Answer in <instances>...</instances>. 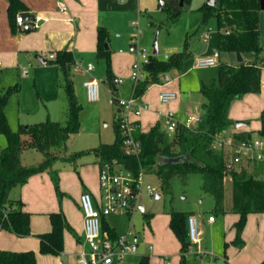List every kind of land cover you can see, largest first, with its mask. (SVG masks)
<instances>
[{"label": "rangeland", "instance_id": "obj_1", "mask_svg": "<svg viewBox=\"0 0 264 264\" xmlns=\"http://www.w3.org/2000/svg\"><path fill=\"white\" fill-rule=\"evenodd\" d=\"M208 0H190L184 4L185 10L177 21L171 23L168 13L161 9L160 0H118L120 11L125 13L129 20V28L123 32V37L116 39L115 31L109 32L111 69L125 79V84L119 86V97L128 99L133 91V79L127 75L132 63L138 59L137 51L145 49L148 54L156 55L159 60L172 62L183 50L190 53L179 66H173L166 72L175 79L169 82L152 83L148 90L141 96L150 106H160L158 97L164 84L180 88L178 99L186 96L190 102V114H200L203 118L205 110L204 97L200 93V81L211 80L218 75V67H196L197 57L205 50H218V28L212 17L207 23L203 22L201 7ZM104 10H102L103 12ZM111 13V12H110ZM115 13V12H114ZM136 20L141 28V33L133 38L135 29L131 20ZM261 40L264 43V10L260 21ZM210 32V37H204L205 32ZM122 39V40H121ZM157 40L158 53L154 54ZM135 44L136 50H131L130 45ZM122 49V52H120ZM168 55L169 58H165ZM264 55V53H263ZM222 60L237 62L234 52H220ZM86 63L95 64L94 76L99 81L107 77L108 65L106 59L98 56L87 58ZM59 67V66H58ZM36 68H43L41 63L33 57L32 62L27 61L21 67H2V87L19 84L18 94H13L6 106V118L13 130L20 126L28 127L40 123L48 118L65 121L68 112V99L63 87L58 83L57 90L51 84L52 74L49 70L40 71L38 81L35 82ZM30 72V76L22 75V71ZM60 78V69L58 68ZM58 78V80H59ZM176 90V89H171ZM260 93V92H259ZM79 101L82 105L80 111V132L69 141L68 151L63 156H69L79 151H86L98 146L100 143H112L115 140V113L117 107L109 102V93L102 87L99 102L87 101L83 90L77 88ZM258 94V93H248ZM246 94V95H248ZM245 95V96H246ZM235 100L230 112L233 120L231 131L238 127L235 122L242 120L248 122V127L254 131L260 129L261 107L248 97ZM185 97V98H186ZM177 99V100H178ZM176 100V101H177ZM175 101V102H176ZM264 101V100H263ZM174 102V103H175ZM167 109L168 107H162ZM247 115V118H240ZM244 117V116H243ZM7 145L6 136L0 131V148ZM23 162L26 164H39L44 155L42 152L30 148L23 153ZM55 168L60 171L61 197L55 189L52 179L41 173L32 175L23 186L15 187L11 193L12 198L21 197L25 208L32 211V224L43 227L49 224L48 211L62 209L64 212H73L77 209L80 194L84 190L99 193V165L93 154H85L73 163L58 160ZM245 168L248 172L252 169ZM145 180L150 183L155 195H149L142 190L132 209L124 213L111 214L109 225L114 228L118 236L128 234V240L133 246L130 255L125 258L126 264H137L140 255H149L153 264H179L180 242L169 226L171 211L194 213L200 217L202 229L201 241L187 253V264H260L264 259V213H250L240 238L236 223L239 214L230 211L232 203V188L229 178L226 180L225 207L227 212L217 213L215 198L202 189L203 177L200 173L190 174L186 180L174 176L170 180L171 190L164 188L156 168L146 171ZM160 194V197H156ZM143 206V209L141 208ZM145 213L151 214L149 222ZM214 216L213 222L209 217ZM0 243L9 246L8 240L1 239Z\"/></svg>", "mask_w": 264, "mask_h": 264}, {"label": "trees", "instance_id": "obj_2", "mask_svg": "<svg viewBox=\"0 0 264 264\" xmlns=\"http://www.w3.org/2000/svg\"><path fill=\"white\" fill-rule=\"evenodd\" d=\"M8 15L12 32L18 29L16 16L28 10L23 0H7ZM190 0H160L161 9L168 13L171 23L178 20L185 10L184 4ZM262 0H216L214 5L208 3L201 7L203 22L214 18L218 28L217 49L220 52L254 53L256 57L264 51V43L260 37V13ZM182 3V4H181ZM98 56L106 59L107 75L113 81L111 69V52L106 47L109 32L98 26ZM188 50L180 52L172 62L159 60L156 55L151 57L146 65V78L134 83V94L143 95L148 86L159 82V75L165 73L180 63L189 55ZM54 62L60 69L59 83L68 99V112L65 121L46 119L28 127L20 126L13 130L6 118V106L13 94H18L20 86H1L0 73V131L7 138V145L0 148V227L18 237L32 235L31 213L24 209L21 198H12L15 187L23 186L36 173H47L52 179L58 196L61 197L59 169L55 163L63 161L73 163L75 159L85 154H93L99 168L104 163L121 164V167L138 174L156 168L165 190L170 191V180L174 176L186 178L192 173H200L203 177L202 189L212 195L216 201V211L227 212L225 207L226 180L232 188V203L230 211L239 214L236 223L239 244H242L240 234L245 226L247 215L264 213V178L262 171L249 173L245 168L226 170L225 156L222 150L212 148L213 135L223 129L230 128L234 123L230 118V107L235 100L243 98L248 93H259L262 88V68L256 61L237 65L220 62L218 75L209 81L202 80L200 93L205 102V116L193 128L179 125L169 133L162 121L156 122L148 130H142L140 121L134 120L133 138L140 142V148L134 154H127L124 136L120 124L115 120V140L112 143H100L86 151H79L69 156H63L68 151L70 138L80 131V111L82 105L76 91L73 75L75 57L72 51L61 49L56 52ZM261 122L258 131H236L237 140H251L254 136L264 137V108L260 113ZM34 148L43 153V160L37 164L23 162L25 150ZM159 155L176 157L185 155V160L177 164L157 165ZM135 200L133 199V203ZM10 210L7 212V209ZM193 213L171 211L169 226L180 242V262L187 264V253L196 246L188 234V217ZM149 222L151 214L145 213ZM51 229L38 234L40 252L60 255L64 251V231L70 230L77 237L62 209L49 213ZM103 230L110 238H117L114 228L107 223ZM0 264H39L33 250L0 249ZM138 264H151L149 255H142ZM260 264H264V259Z\"/></svg>", "mask_w": 264, "mask_h": 264}, {"label": "crops", "instance_id": "obj_3", "mask_svg": "<svg viewBox=\"0 0 264 264\" xmlns=\"http://www.w3.org/2000/svg\"><path fill=\"white\" fill-rule=\"evenodd\" d=\"M23 1L27 5L28 7L27 11L30 12V14H32V17L29 18L27 21H24L22 26L17 23L18 29L14 33L11 30V26L9 22L8 1L0 0V70L2 67H9V68L21 67L27 61L32 62L33 57H35L43 67L42 69L36 68L37 69L36 76L34 77L35 82L38 81L41 70L42 71L44 69L49 70L52 74V78H54L55 76V79L51 81V84L54 86L55 91L57 90L59 83L58 80L59 75L57 73L59 67L58 64L54 62L55 58L54 59L48 58V54L56 55V52L58 50L68 49L73 52L75 61H79L82 66H86L89 62L86 63L85 60L87 58H93L98 53L97 52L98 26L100 25L103 26L111 34L113 33L114 30L115 33L113 34L115 35L114 37H116L117 40L123 37V32L130 26L129 20L126 19L125 13L120 11V7H118L117 4L118 0H63L67 5V10L65 11L61 10L58 7V3H57L58 0H23ZM102 10L104 11L102 12ZM263 10L264 9L261 10V13ZM261 13H260V21H261ZM133 20H131L130 24L131 26L134 27V25L132 24ZM25 23L28 24L27 27L24 26ZM260 34H261V30H260ZM209 37H210V32H209ZM217 42H218V35H217ZM107 44H108L107 48L110 49L109 40ZM215 47H217V44L215 45ZM120 52H122V49H120ZM211 53H212L211 49L200 52V54L202 55H209ZM263 53L264 51L259 55V57H256L255 54L251 52L241 53V56L243 58V61L241 62L248 63L257 60V62L262 68V88L260 93L248 94L245 96L248 97V100L250 99L254 100L258 104V106L261 107V109L264 108ZM234 54L237 53L234 52ZM37 56L41 57L42 60L44 61L39 59ZM220 62H225L233 65H237L241 63L239 62L238 58H237V62H232V61L222 60L221 56L219 57V63ZM94 70H95V64H94V69L90 72L84 70L80 72H73L75 84H76V91L77 88L79 90H83L85 97H86V93H85V88L83 86V82L85 80L96 78L94 76ZM24 71H22V75L24 76L31 75L29 71H26L27 73L24 74L23 73ZM112 73L114 75V78L120 77L113 70ZM130 73H131V67L130 70L127 71V75L130 76ZM169 76H170L169 81H173L175 79L172 75L169 74ZM124 84H125V79L123 83L114 84L113 81L109 80L107 75V77L104 78L103 81H101V89L102 87H104L109 93V96H111V93H114L116 96L119 97V86ZM132 85H133L132 86L133 91L131 92V94H133L134 92V83ZM165 87L176 89L172 91L177 93V98L170 101L166 105H162L158 97V102L160 106L168 107V110H173L175 112V115L179 119H184L186 116L190 114L188 112L191 106L190 100L186 96H182L181 98L178 99L179 94L177 92V89L180 91V88L177 87L174 88V86L168 84H164V88ZM171 89H165L164 91H170ZM162 92H160V94ZM162 107L159 108V106H150V108L145 110L140 117L138 118L133 117V119L140 121V127L142 130H148L156 122L163 121L162 114L166 112L167 109L165 110ZM230 118L232 119L231 112H230ZM240 118H247V115H242V117ZM115 120H116V113H115ZM248 125L249 123L247 125L239 126L236 131L252 130L248 127ZM260 126H261V122H260ZM64 162L68 163L66 161ZM254 171H258V172L262 171V165L256 166ZM41 174L48 175L45 172ZM88 191H90L93 194V197L97 203L100 194V186H99V193L97 194H95L91 190ZM24 209L31 213L30 224H31L32 235L26 237H18L7 230L1 229L0 227V238L8 240V243L11 244L9 246H5L0 243V249L17 250V251L33 250L36 254V259L39 264H78V255L83 250L88 249V245L85 241V234H84V225H83L84 214L81 209L80 202L77 204V209H75V211L65 212V215L70 225L73 227L74 231L76 232L77 237L74 236V234L68 229L64 231V251L60 255L44 254L40 252V239L38 237V234L48 232L51 229L50 219L48 225H44L43 227H35L32 224L33 212L25 208V203H24ZM50 212L52 211L47 212L48 218ZM109 216L110 215L104 216L102 218V227L104 223H107L109 225V219H108ZM142 255H140V257ZM151 264H153L152 258H151Z\"/></svg>", "mask_w": 264, "mask_h": 264}, {"label": "built area", "instance_id": "obj_4", "mask_svg": "<svg viewBox=\"0 0 264 264\" xmlns=\"http://www.w3.org/2000/svg\"><path fill=\"white\" fill-rule=\"evenodd\" d=\"M58 7L65 11L67 5L63 0H58ZM25 19L22 13L16 16V22L23 25ZM135 33L133 38L141 33V28L136 20L132 21ZM204 37H209V32L204 33ZM137 48V47H136ZM136 50V49H135ZM138 59L132 63L130 77L134 83L146 78L148 71L146 65L150 62L152 55L148 54L145 49L137 51ZM220 51L213 50L209 55L197 57L196 67H214L219 64ZM48 58L54 59L55 54H48ZM165 58H169L165 55ZM94 63L89 62L82 66L79 61H75L73 72L92 71ZM26 74V70L23 72ZM170 76L168 73L159 75V82H168ZM124 78L116 77L113 83H123ZM86 98L89 102H98L101 99V81L94 79L83 82ZM177 98L174 91H163L160 96L162 105L168 104ZM109 102L112 106L117 107L116 121L120 124L124 136V145L127 154H134L140 148V142L133 138V117L138 118L142 113L150 108L147 101L141 98V95L133 94L128 98H121L111 93ZM163 127L171 133L179 125L188 128L195 127L202 117L200 114H189L184 119H179L173 110H167L163 114ZM230 128L223 129L213 135L212 148L222 150L225 156L226 170L231 171L235 168L247 167L254 169L262 165L261 176L264 178V137L256 135L251 140H237ZM99 185L100 194L97 203L93 194L86 190L80 195L79 202L84 214L83 225L85 241L88 245L87 250H83L78 255V264H126L125 258L133 249L128 240V234L118 236L115 239L110 238L109 234L102 229V218L114 213H124L133 208L137 198L141 195L142 190H146L149 195H155L153 186L145 180L144 171L138 174L121 167V164L104 163L99 168ZM132 195H134L132 197ZM133 199L135 202L133 203ZM10 208L7 209V212ZM214 216L209 217V222H213ZM188 234L190 240L198 244L201 241L202 229L200 228V219L196 214L188 217ZM192 249V248H191ZM190 249V250H191Z\"/></svg>", "mask_w": 264, "mask_h": 264}, {"label": "water", "instance_id": "obj_5", "mask_svg": "<svg viewBox=\"0 0 264 264\" xmlns=\"http://www.w3.org/2000/svg\"><path fill=\"white\" fill-rule=\"evenodd\" d=\"M216 0H208V4L210 5H214ZM182 4V3H181ZM261 9H264V0L261 1ZM22 15L24 16L25 21H27L29 18L32 17V14H30V12L25 11L22 12ZM25 27L28 26L27 23H25L24 25ZM106 47H108V44L106 43ZM131 50H135L136 49V45L135 44H131L130 45ZM158 53V44H157V40L155 42V48H154V54ZM238 56V60L239 62L243 61V58L241 56V53H237ZM39 59L42 60L41 57L37 56ZM44 61V60H42ZM236 126H243V125H247L248 122L242 121V120H238L235 122ZM185 160V155H180V156H176V157H168V156H164V155H159L156 159V163L157 165H165V164H177L180 163L182 161ZM134 195H132L133 197ZM156 197H160V194H156ZM141 208L143 209V206H141Z\"/></svg>", "mask_w": 264, "mask_h": 264}]
</instances>
